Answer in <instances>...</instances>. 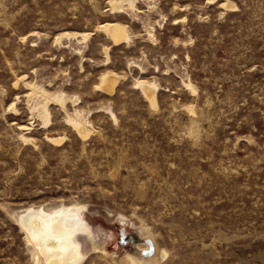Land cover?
Wrapping results in <instances>:
<instances>
[{
  "label": "rangeland",
  "instance_id": "1",
  "mask_svg": "<svg viewBox=\"0 0 264 264\" xmlns=\"http://www.w3.org/2000/svg\"><path fill=\"white\" fill-rule=\"evenodd\" d=\"M74 204L77 264H264V0H0V264Z\"/></svg>",
  "mask_w": 264,
  "mask_h": 264
},
{
  "label": "bare ground",
  "instance_id": "2",
  "mask_svg": "<svg viewBox=\"0 0 264 264\" xmlns=\"http://www.w3.org/2000/svg\"><path fill=\"white\" fill-rule=\"evenodd\" d=\"M120 1L112 0V3L115 6ZM225 5L230 6L228 3ZM104 28L114 42L123 40L126 36L123 33V26L119 23L107 24ZM115 80L111 74H104L99 85L104 90L111 91ZM142 93L152 104L155 103L153 87L150 89L142 86ZM42 115L47 122V109L43 108ZM74 126L79 134L85 136L88 133L87 128L78 122L74 123ZM50 140L58 141L59 138L50 137ZM78 210L79 205L74 204L56 207L55 210L41 206H27L18 212L15 224L23 233L26 244L31 248L35 264H77L83 259L85 246L93 235L89 223ZM128 256L132 262H135L134 257Z\"/></svg>",
  "mask_w": 264,
  "mask_h": 264
},
{
  "label": "trees",
  "instance_id": "3",
  "mask_svg": "<svg viewBox=\"0 0 264 264\" xmlns=\"http://www.w3.org/2000/svg\"><path fill=\"white\" fill-rule=\"evenodd\" d=\"M128 238H129L128 240H130L131 242L135 241V238H133V236H129ZM120 241H121V240H120ZM124 243H126V242H124ZM125 245H126V244H125Z\"/></svg>",
  "mask_w": 264,
  "mask_h": 264
}]
</instances>
